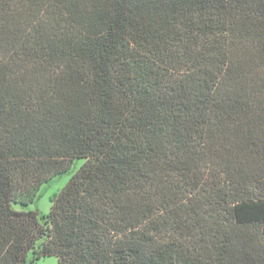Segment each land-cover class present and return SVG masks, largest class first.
Here are the masks:
<instances>
[{
    "label": "trees",
    "instance_id": "16d2710c",
    "mask_svg": "<svg viewBox=\"0 0 264 264\" xmlns=\"http://www.w3.org/2000/svg\"><path fill=\"white\" fill-rule=\"evenodd\" d=\"M51 257L264 264V0H0V264Z\"/></svg>",
    "mask_w": 264,
    "mask_h": 264
},
{
    "label": "rangeland",
    "instance_id": "374dc122",
    "mask_svg": "<svg viewBox=\"0 0 264 264\" xmlns=\"http://www.w3.org/2000/svg\"><path fill=\"white\" fill-rule=\"evenodd\" d=\"M83 161H76L69 172L54 178L49 183L43 185L36 195V198L28 207L16 206L15 208L19 211H35L39 217L44 218L51 207V200L56 196L61 189L68 183L70 178L75 174V172L80 168ZM37 264H57L55 258H44L40 260Z\"/></svg>",
    "mask_w": 264,
    "mask_h": 264
}]
</instances>
